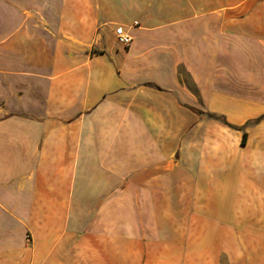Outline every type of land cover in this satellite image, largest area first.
<instances>
[{"label": "crops", "instance_id": "obj_1", "mask_svg": "<svg viewBox=\"0 0 264 264\" xmlns=\"http://www.w3.org/2000/svg\"><path fill=\"white\" fill-rule=\"evenodd\" d=\"M0 264H264V0H0Z\"/></svg>", "mask_w": 264, "mask_h": 264}, {"label": "built area", "instance_id": "obj_2", "mask_svg": "<svg viewBox=\"0 0 264 264\" xmlns=\"http://www.w3.org/2000/svg\"><path fill=\"white\" fill-rule=\"evenodd\" d=\"M115 39H116V43L123 49H129L134 42V38L132 34L126 31L124 27L116 28Z\"/></svg>", "mask_w": 264, "mask_h": 264}, {"label": "rangeland", "instance_id": "obj_3", "mask_svg": "<svg viewBox=\"0 0 264 264\" xmlns=\"http://www.w3.org/2000/svg\"><path fill=\"white\" fill-rule=\"evenodd\" d=\"M229 66H230V69H229L230 71L229 72H230V87H231V85L234 82H236V78H235V67H236V63H230Z\"/></svg>", "mask_w": 264, "mask_h": 264}, {"label": "trees", "instance_id": "obj_4", "mask_svg": "<svg viewBox=\"0 0 264 264\" xmlns=\"http://www.w3.org/2000/svg\"><path fill=\"white\" fill-rule=\"evenodd\" d=\"M195 111V110H194ZM214 117V116H213ZM246 139H247V134H244V138H243V142H242V144L243 145H246Z\"/></svg>", "mask_w": 264, "mask_h": 264}]
</instances>
